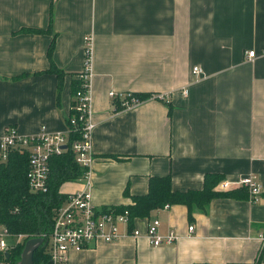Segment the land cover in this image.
I'll return each instance as SVG.
<instances>
[{
  "label": "crops",
  "instance_id": "0c3cea01",
  "mask_svg": "<svg viewBox=\"0 0 264 264\" xmlns=\"http://www.w3.org/2000/svg\"><path fill=\"white\" fill-rule=\"evenodd\" d=\"M87 36L94 207L131 204L150 177L169 176L185 192L216 174L218 194L202 209L164 204L134 218L128 230L140 236L96 241L67 264H264V0H0V135L65 129ZM109 91L168 100L122 110ZM252 173L256 202L237 184ZM221 181L231 186L220 190ZM84 187L80 179L60 191ZM153 219L177 239L151 245Z\"/></svg>",
  "mask_w": 264,
  "mask_h": 264
},
{
  "label": "built area",
  "instance_id": "2783aa9c",
  "mask_svg": "<svg viewBox=\"0 0 264 264\" xmlns=\"http://www.w3.org/2000/svg\"><path fill=\"white\" fill-rule=\"evenodd\" d=\"M92 40L85 37V58L82 69L77 73L78 87L73 94L70 112L66 115V127L63 131H50L42 125L36 133L23 134L14 126H9L0 135V160H5L11 150L28 151V169L26 180L28 187L33 192H45L47 190V178L50 169V159L60 155L68 145V134L78 133V137L70 143L71 151L76 163L83 168L82 180L84 189L68 193L64 203L55 212L52 229L48 236L47 252L51 264H67L71 251H80L96 241L114 242L123 235L138 237L141 232L138 228L128 230L129 215L127 210L116 211L115 207L96 208L91 202L89 190L91 168L94 162L92 134L95 127L92 108ZM246 57L253 60L257 57L254 50H249ZM192 74H203L200 67H193ZM187 90L183 89L186 94ZM109 97L118 98L122 110H131L141 104L133 93H120L109 91ZM150 98L167 101L168 95L157 93ZM63 145H67L64 149ZM264 163V160H263ZM249 193V200L256 202L260 195V184L255 174L242 177L237 182ZM231 186L228 181L218 184L220 190H226ZM167 206V205H166ZM121 227L126 229L121 231ZM159 220L149 222L145 233L149 243L159 246L163 243H172L177 239L174 230L167 234L158 233ZM193 225L188 226L191 232ZM10 237L12 242L6 241ZM23 234L11 235L4 227L0 228V255L6 254L8 249L17 243L23 242ZM0 264H6L0 261Z\"/></svg>",
  "mask_w": 264,
  "mask_h": 264
},
{
  "label": "trees",
  "instance_id": "16d2710c",
  "mask_svg": "<svg viewBox=\"0 0 264 264\" xmlns=\"http://www.w3.org/2000/svg\"><path fill=\"white\" fill-rule=\"evenodd\" d=\"M77 87L78 79L73 94ZM134 95L140 100L151 96L150 94ZM77 137L78 133L68 134L69 147L60 155L50 159L45 192H33L28 187L26 180L28 151L11 150L5 160H0V225L11 235L25 236L23 242L12 245L6 254L0 255V261L17 264L21 259L25 242L31 238H43V243L33 250L32 264H51L47 252L48 236L55 212L67 197V194L60 191V187L65 182L78 181L83 177L84 170L74 160L70 148L71 141ZM218 180V175L206 174L201 190L180 192L171 189L169 176L150 177L147 193L132 196L131 204L117 206L115 209L128 211V227H132L134 218L147 217L152 210L164 204H184L189 211L195 207L202 209L218 194L213 190Z\"/></svg>",
  "mask_w": 264,
  "mask_h": 264
},
{
  "label": "water",
  "instance_id": "95a60500",
  "mask_svg": "<svg viewBox=\"0 0 264 264\" xmlns=\"http://www.w3.org/2000/svg\"><path fill=\"white\" fill-rule=\"evenodd\" d=\"M67 145H63L65 149ZM43 243V238H31L25 242L21 253V259L17 264H32V253L35 248Z\"/></svg>",
  "mask_w": 264,
  "mask_h": 264
},
{
  "label": "rangeland",
  "instance_id": "374dc122",
  "mask_svg": "<svg viewBox=\"0 0 264 264\" xmlns=\"http://www.w3.org/2000/svg\"><path fill=\"white\" fill-rule=\"evenodd\" d=\"M67 185H68V184H64L63 187H62V190L65 189V190L67 191V188H66V187H68ZM5 239H6L7 242L11 240L10 237H5ZM11 247H12V246H11ZM11 247H10V248H11ZM10 248H9V249H10ZM9 249H8V250H9Z\"/></svg>",
  "mask_w": 264,
  "mask_h": 264
}]
</instances>
